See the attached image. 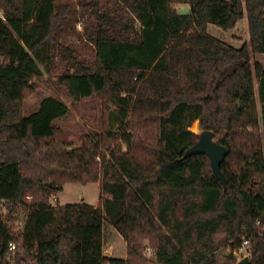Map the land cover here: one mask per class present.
I'll return each instance as SVG.
<instances>
[{
	"label": "trees",
	"instance_id": "16d2710c",
	"mask_svg": "<svg viewBox=\"0 0 264 264\" xmlns=\"http://www.w3.org/2000/svg\"><path fill=\"white\" fill-rule=\"evenodd\" d=\"M122 2L126 21L99 0H80L96 20L98 59L92 69L63 53L69 66L59 76L74 101L98 94L115 108L109 114L126 150L116 145L105 153L97 136L78 137L77 145L64 138L54 121L68 107L54 97L22 114L40 65L65 50L57 47L67 5L0 0V264L11 241L36 250L37 264H138L135 245L151 236L160 264H216L217 233L234 253L246 240L248 264H264V66L250 59L264 55V0ZM171 2L188 4L189 12L178 13ZM243 17L249 39L237 48L207 32L208 24L229 30ZM134 21L140 28L131 39L126 31L134 33ZM134 109L158 113L154 142L122 131ZM195 120L227 149L223 179L205 153H190L199 138L188 130ZM94 182L105 195L98 207L49 202L65 183ZM21 208L18 228L13 216ZM104 220L127 243L125 258L103 253Z\"/></svg>",
	"mask_w": 264,
	"mask_h": 264
},
{
	"label": "rangeland",
	"instance_id": "374dc122",
	"mask_svg": "<svg viewBox=\"0 0 264 264\" xmlns=\"http://www.w3.org/2000/svg\"><path fill=\"white\" fill-rule=\"evenodd\" d=\"M57 3H59L60 6L67 5L69 9L70 17L68 23L58 36V44L60 46L57 47V49L62 46L61 49L65 48V50L63 49L60 55L58 53L55 54L52 62L47 66L45 64L40 65L43 74L40 77L32 78L34 89L26 93L21 103L22 114L27 115L35 111L43 98L49 96L54 97L62 101L68 107V113L64 117L54 121V124L61 129L67 141L77 145L78 137H85L87 135L92 137L97 136L98 139H102V144H100L102 152L106 153L108 148L116 145L125 151L126 145L118 137L119 128L109 114L115 111V108L110 105L106 106L101 95L98 94L90 98L74 101L69 96L65 85L59 81V76L62 75L69 66V60L63 56V53L66 55L72 53L76 59L84 62V64L93 69L98 59V51L91 39L96 20L90 15L89 9L82 7L80 0H57ZM99 4L101 9L106 8L110 11L115 10V14H122L124 21L128 20L130 17V15L125 14L127 10L122 0H99ZM170 7L181 14L189 12V6L186 3L171 2ZM0 15H2L1 10ZM139 28L138 21H134V33L131 29L126 32L130 34L131 39H135ZM207 32L211 36L235 48L249 39L246 17L238 20L235 27L229 30H223L213 24H208ZM250 59L252 64L255 61H259L264 66V55L251 53ZM132 81H135L134 76ZM139 85L140 82L137 83V86ZM256 86L257 81L254 80L255 99L253 107L255 119L261 130L260 105L257 100ZM157 116L158 113L155 110L143 111L141 109H134L133 112L130 113L129 118L125 121L122 131L130 132L134 140L154 142L158 134ZM249 129V127L246 128L247 131H249ZM188 130L199 135L203 129L200 127L198 120H195L188 127ZM108 131L114 136H109L107 134ZM262 183H264V178L261 184ZM262 187L264 190V185ZM53 197L56 199L53 200ZM104 197L105 195L102 194L101 190L99 192V187L96 182L88 184L65 183L60 190L49 197V202L52 206H55L78 202L80 198H83L84 201L92 203L98 202L99 200L100 206ZM57 198L59 201H57ZM24 213V208H21L18 215L16 214L13 216L14 226L15 221L23 218ZM102 240L103 253L105 255L114 256L116 258L126 257L127 243L107 220L103 222ZM155 243H158L155 236L139 240L138 244L135 245L137 254L140 257L138 264H160L156 258ZM214 246L215 249L212 256H214L216 264H235L243 256L249 257L248 244L234 253L230 246V242L225 240L223 233H217L214 236ZM147 248L151 249V255L146 253ZM230 255H232V257H230Z\"/></svg>",
	"mask_w": 264,
	"mask_h": 264
},
{
	"label": "water",
	"instance_id": "95a60500",
	"mask_svg": "<svg viewBox=\"0 0 264 264\" xmlns=\"http://www.w3.org/2000/svg\"><path fill=\"white\" fill-rule=\"evenodd\" d=\"M191 154L205 153L210 159V165L213 174L218 179H223V174L220 170V164L227 154V149L218 144L214 140V132L212 130H202L198 140L190 149ZM249 257L243 256L236 264H248Z\"/></svg>",
	"mask_w": 264,
	"mask_h": 264
},
{
	"label": "built area",
	"instance_id": "2783aa9c",
	"mask_svg": "<svg viewBox=\"0 0 264 264\" xmlns=\"http://www.w3.org/2000/svg\"><path fill=\"white\" fill-rule=\"evenodd\" d=\"M30 200V198H29ZM53 200L55 198L53 197ZM0 214H3L2 209L0 210ZM23 225V219L20 218L15 221L16 227H21ZM247 244V241L244 240L241 244V247ZM146 253L151 255L152 251L150 248H147ZM18 254V257L16 255ZM3 264H37V251H29L25 252L20 249L15 242H9L7 244V256Z\"/></svg>",
	"mask_w": 264,
	"mask_h": 264
},
{
	"label": "crops",
	"instance_id": "0c3cea01",
	"mask_svg": "<svg viewBox=\"0 0 264 264\" xmlns=\"http://www.w3.org/2000/svg\"><path fill=\"white\" fill-rule=\"evenodd\" d=\"M97 185H98V187H99V192H100V185H99V183L97 182ZM55 198V197H54ZM56 199V198H55ZM57 201H59V199L57 198ZM73 203H85V204H89V205H92V206H94V207H98L99 206V200H98V202L96 201L95 203H92V202H88V201H84L83 200V198H80V201H78V202H73ZM67 204V203H66ZM63 205V204H62ZM112 257V256H111ZM114 257V256H113ZM121 258H124V256L123 257H121Z\"/></svg>",
	"mask_w": 264,
	"mask_h": 264
}]
</instances>
